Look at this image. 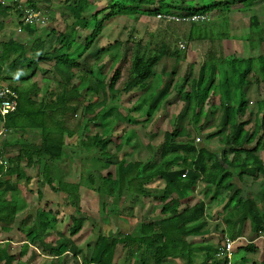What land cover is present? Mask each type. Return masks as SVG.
Masks as SVG:
<instances>
[{
	"label": "trees",
	"instance_id": "1",
	"mask_svg": "<svg viewBox=\"0 0 264 264\" xmlns=\"http://www.w3.org/2000/svg\"><path fill=\"white\" fill-rule=\"evenodd\" d=\"M194 1L113 0L106 7L107 13L102 18H98L101 13L100 10L93 13L90 17L83 15L89 0H76L74 5L69 6L74 17L70 31L58 34L56 42L46 52H43L41 44L39 47L37 44L31 46L32 55L37 58L28 59V63L41 62L42 60L53 63L54 69L60 74L61 79L58 81V91L56 93L49 91L54 93L55 97L50 99L51 97L49 98V94L46 93L45 98L39 102L28 95L24 98L25 94L21 88L18 86L13 87L18 95L17 110L0 117L3 127L8 131L17 132L25 129H39L41 136L39 143L21 139L18 142L17 154L6 159L8 166L0 165V228L2 230L11 229V225L15 222L20 209L15 196L7 198L5 195L7 194L6 192L13 194L18 191V182L25 174L24 167L31 168L38 163L40 165L44 157L52 160H60L64 157V149L67 147L64 133L69 136L75 133L70 128L68 119L85 103V96L80 93L83 81L89 80L91 82L87 88L88 90L98 91L100 87H107L111 91L118 93L119 90L116 85L121 78L122 72L119 67L114 70L109 80H106L107 76L105 75L100 81L93 82L90 78V72L84 71L85 74L82 75L77 83L72 82L75 74L73 72L74 69H83L80 59L102 35L109 21L120 14L128 13L137 15L142 13L174 15L181 19L190 15H208L216 10H225V8L230 10L232 7H236L234 6L235 4L242 5V7H251L262 0ZM26 4L35 7L31 0L27 1ZM19 5L18 1H15L14 5H8L0 1V15L5 19L13 11L19 13L21 11ZM163 10L167 13H163ZM173 10L179 13H172L171 11ZM205 21L206 19H198L178 22H191L190 39L205 40L208 38L206 35L210 31ZM4 24V20L0 22L1 29ZM79 27H91L92 31L85 38V42L80 44L79 50L74 51L72 48L76 43L77 28ZM24 29H28L29 32L33 33L37 30V27L32 24H25L22 30ZM52 31L57 32L55 28H52ZM226 36L228 34L221 38H226ZM258 40L263 43L264 48V39L259 36ZM26 48L27 46L16 38L3 42L0 52V74L5 65L4 63L9 59V54L20 50L23 52ZM125 52L129 53V48H126ZM23 53L24 57H26V51ZM164 55L179 59L181 54L178 50L170 51L165 46H162L160 51L148 56H143L139 53L133 54L129 74L122 87L123 92H129L134 87L145 88L151 78L156 75L157 66ZM16 59L11 60L10 64ZM126 59L127 56L124 55V60ZM209 60L212 62L209 71L206 72V67L209 66L207 63V65L200 68L196 81L192 83L191 90L182 92V99L188 103L195 101V104L190 105L189 108L194 111L192 118L195 122L196 132L203 134L207 139L217 136L221 137L223 148L220 152L213 151L207 146H200L199 142L191 137V132L179 124L175 125L172 130L164 132L163 142L156 147L155 154L146 161L117 160V162H113V157L118 155L117 152L123 146L120 138L117 143L113 141L116 146V152L112 154L108 150L109 145L112 143L111 138L104 137L103 133L100 132L88 137L90 140L88 143L98 152L96 158L107 169L111 167L107 173H98L100 179L105 181L102 182L104 186L101 185V189L98 187V192L102 191L103 187V190H107L110 193L118 188L121 193L126 190L135 195H147L149 192L145 186L148 182L154 180L164 181L162 194L155 197L160 203V220L153 221L150 219L141 222L138 234L126 236L125 238L124 245L130 248L135 259H137V252L141 251V264H163L169 256L186 254L191 259L192 253L196 248H203L207 251L204 258L197 264H224L222 259H215L214 257L215 253L218 252L217 250L220 249L219 245L204 244V246H196L188 241V236L190 235L203 234L206 225L204 220L207 204L204 199L194 202V192L198 187V183L202 182L205 187L204 194L214 188L212 197H219L222 191L221 188L230 175L232 178L234 176L242 178L248 174L254 175V177H258L260 173L264 174V162L260 154H257L259 150H264V99L260 101L263 104V109L260 105L261 120L256 121L252 129L247 128L250 123L248 120L241 121V117L248 110L249 104L245 87L252 84L251 74L253 72L256 73V82H264V52L257 56L244 58L233 54L219 58L216 53L210 52L208 55ZM220 65L221 68H218ZM36 70L30 74L29 79L36 74ZM50 70L44 69V72ZM220 71L223 73V78L217 80V77H219L217 74ZM172 73L174 74L173 71ZM188 77V74H185V83ZM170 82L165 85L166 88L165 86L160 88L152 96L151 101L148 97L143 96L139 103L133 106L132 110L140 109L144 103L148 104L144 121H150L153 112L157 108L159 109L162 101L168 97ZM35 88L36 85H34L33 89ZM211 93L212 99L208 96ZM115 95L118 97L119 93ZM146 101L149 103H146ZM102 102H105V99ZM216 103H219L221 109L219 124L214 120L212 125L209 126L208 118H213L211 111ZM105 105L103 103L100 111L103 118L114 116L113 110L115 111L116 108H104ZM86 109H89V106ZM195 109L197 110L195 111ZM57 113H59L60 117L56 116ZM115 116L117 121H115L116 124L113 126V130L117 129L118 122L122 119H127L129 122H137L129 113L125 116L117 113ZM202 116L208 118L204 123L200 124ZM216 124L217 126H214ZM210 127H217V129L206 133L205 130ZM226 127H231L228 134H225L224 131ZM121 131L122 134H125L128 130L123 127ZM253 142H256L255 145H251ZM6 149V144H4L2 151H0L1 156L6 152ZM23 163H25V166H22ZM114 165L115 171L112 172ZM44 167L45 169L49 167V173L45 175V179L51 188L67 192L68 198L73 194L70 204H76L75 201L80 196L77 192L79 182L70 183L57 179L56 176H52L51 168L46 162ZM43 171L41 173H44ZM10 176H16L19 181H13ZM26 177V180L29 181L30 177ZM55 181H58L61 187L56 188L54 186ZM91 181L93 182L90 178ZM63 182L70 183V190L62 187ZM106 182L110 183V189L106 187ZM228 186L232 188V183H229ZM41 187L42 185L38 189L40 198L43 196ZM191 202L194 203L191 204ZM232 202H236L235 206H232ZM224 211L225 214L222 219L226 225V230L220 232L222 233L221 239L224 238L226 232L232 239L241 236L247 223L250 224L251 231L255 236L261 233L264 234V207L261 208L259 206V202L255 197H245L242 195L241 189H236L233 194H230L225 203ZM47 213L52 214L53 212L52 210L40 208L36 214L38 219L30 224L27 230H25L26 225L32 221L31 215H28L20 222L21 226H19V229L22 232H26V239H24L26 242L23 243L21 250L15 252H11L9 247L11 242L9 240L4 245L0 244V264H14L15 261L19 264L20 261L18 262V260L21 259L25 247L29 244L41 248L42 252L47 255L58 256L59 258L67 254V252H72L75 261L80 257L82 258V264H116L114 257L121 242L119 240L121 236L109 237L101 233L98 235L93 247L88 246L90 251L84 253V250L77 245L73 238L63 236L55 239L53 236L51 237L52 234H48V229L52 227L48 225L49 222L47 220H50V218L47 217ZM84 219L83 216H80L79 210L72 214L71 237L82 229ZM55 221L56 216L53 215L52 222ZM37 225L38 228H36ZM241 248L247 251H255L257 247L252 243H243L237 247V250Z\"/></svg>",
	"mask_w": 264,
	"mask_h": 264
},
{
	"label": "rangeland",
	"instance_id": "2",
	"mask_svg": "<svg viewBox=\"0 0 264 264\" xmlns=\"http://www.w3.org/2000/svg\"><path fill=\"white\" fill-rule=\"evenodd\" d=\"M13 1L14 0H4V2L7 3H14ZM31 1L35 4L36 8L43 12L42 16L47 17L45 20L47 22L37 26L38 28H41L40 33H38L42 41L40 44L43 52H46L50 49L51 45L56 42L58 34L70 31L74 17L69 6L74 5L76 0ZM112 1L113 0H89L83 15L85 17H90L93 13L100 10L101 13L98 15V18H102L103 15L107 13V5H110ZM19 2L23 3L21 5H27L25 0H19ZM238 5L239 4H235L234 6L236 7H232L230 10H226L225 8V10H216L206 15L205 22L210 31L206 35L208 38L205 40L190 39L189 34L191 30V22L180 23L173 19L168 21L166 20L167 18L159 17L157 14H120L106 24L102 35L97 41H95L92 48L84 53L80 59L82 62L81 64H83V69H74L73 72L75 74L72 82L77 83L82 75L85 74L84 71L90 72V78L93 82L100 81L105 75L107 76L106 80H109L113 75L114 70L119 67L122 69L121 78L116 85L119 90V98L115 95L118 93L111 91L107 87H100L98 91L94 90L95 92L88 90L87 88L91 82L89 80L83 81L80 87V93L85 96V103L79 107L77 112L74 113L70 119H68V124H70V128L75 133H72L70 136L64 133L66 143L72 144V147L70 149H67V147L64 149V157L60 159V161L46 159L44 157V160H41V165H35L32 168L27 169L26 166L23 165L25 166V174L20 181L16 179V176H10V179L13 181H19L18 191L13 194L6 192L7 194L5 196L7 198H13L15 196V199H17L20 206L16 220L11 225V229L4 230L5 233H3V235H6V232L9 234V237L6 236L4 239H8L11 242L9 245L11 252L21 250L25 241L24 239H26V232H22L19 229V226H21L20 222L28 215H31L32 221L26 225L25 230H27V228L30 227V224L36 222L38 219V216L36 215L38 208L52 210V214L56 216V221L52 222L53 215L47 213V217L50 218V220H47V222H49L48 225L52 227L49 228L47 232L48 234H52L51 237L53 236L55 239H59L63 236L73 238L79 247H83L82 249L84 250V253L90 251L88 250V246L93 247L98 235L101 233L106 234L109 237L116 235L120 236V234L115 230H112L110 227L112 217H119V219L125 222H128V217H131V222H137L134 223L135 225L131 229L132 235L138 234V228L141 221L143 222L147 219H152L153 221L160 220V203L154 208L153 204L157 201L154 196H159L163 192L164 181L154 180L151 183H148L149 186L146 190L149 194L147 197L144 195H134L129 191H127L129 194H126V190L121 193L118 188L114 191L110 190V193L107 190H103L102 187V191L98 192V187L100 188V186L103 185L102 182H105L104 179H100L98 173H107L111 167L107 169V167H105L103 163L101 164L96 158L98 152L90 146L88 143L90 142L88 137L100 132L103 133L104 137L111 138L112 143L109 145L108 150L112 154L116 152L114 142H119L118 139L120 138L123 146L122 149L117 152L118 155L113 157V162H117V160L146 161L155 154L156 147L163 142L164 132L166 130H172L175 125L179 124L184 129L191 132L192 138L196 139L198 136L201 137V141H197L200 146H207L213 151L220 152L223 148V142L221 141L220 136L207 139L203 134L196 132L195 122L192 118L194 111L192 108H189L190 105L195 104V101L189 103L186 102L182 99V92L184 93L186 90H191L192 83L196 81L199 70L202 66L208 64L209 66L206 67V72L209 71L212 64L210 60L208 61V55L210 52L216 53L219 58H224L231 54L235 56L237 55L241 58L253 57L264 52L263 43L258 40L259 36L264 39V0L257 2L251 7H242V5ZM173 11L171 12L179 13L176 10ZM163 13L167 12L163 10ZM4 22L8 25L5 31H1L2 29L0 28V52L2 43L8 41V38L13 37L14 32H22L18 30L19 24L16 17L12 18L11 16L6 21L4 20ZM52 28H55V31L57 32L52 31ZM91 31V27L77 28L76 43L72 50H79L80 44L85 42V38L91 33ZM226 34H228L226 38H221ZM182 43L185 45L184 48L180 47V44ZM40 44H38V47ZM162 46H165L170 51L178 50L181 54L180 58L178 59L173 56L170 57L164 55L157 66L156 75L151 78L145 88L139 89V87H134L129 92H123L122 87L129 74L132 55L139 53L143 56H148L156 51H160ZM126 48H129V53L125 52ZM26 49H24L23 52H25ZM23 52L20 50L9 54V59L8 61L6 60V62L4 61L5 65L0 74V84L5 83L15 86L18 85L20 81H23V85L27 86L29 85V82H31V80L27 82L29 80L28 77L35 69H37L36 75L40 77L38 84L39 87L41 85L44 90L43 96H46L47 88L57 92L59 88L57 83L61 79V76L55 71L53 63L43 60L41 62L35 61L34 63H28L29 60L26 61L24 59ZM32 53V50L26 51L28 59H30ZM124 55L127 56L126 60H124ZM15 58L17 59L10 64L11 60L13 61ZM219 67L221 68V65L218 66V68ZM44 69H51V71L44 72ZM185 74H188L189 76L186 83L184 82ZM217 76H219L217 77V80L222 79L223 73L220 71ZM206 77L207 75L205 76V79ZM250 79L252 80V84L245 87V93L247 94L249 104L248 110L246 114L241 117V121L248 120L250 123L247 125V128L252 129L255 126L256 121H260L262 117L260 114V105L262 106L263 104L260 101L264 99V82H256V73L254 72L251 74ZM168 82L171 83L168 97L162 101L161 107L153 112L152 119L145 122V113L147 112L146 109L148 104L144 103L142 107L137 110H132L133 106H135V104L137 105L143 96L148 97L151 101L152 96ZM25 88L27 87H24V89ZM50 89H48L47 94H49V98L51 97L50 99H53L55 94L50 93ZM208 96L210 99L213 98L212 93ZM25 97L26 95L24 98ZM104 99L106 103L102 102ZM103 103L104 105H108H105L104 108H116L115 111L113 110L114 116L117 113H120L123 116L129 113L137 122H129L127 119H122L118 122L117 129L113 130L117 117L111 116L109 118H103L102 114H100ZM146 103L149 102L146 101ZM87 106H89V109H86ZM196 110L197 109H195V111ZM212 115L213 118L207 117L209 126L212 125L214 120L219 124V119L221 117L219 103H216L212 107L211 116ZM56 116L60 117L59 113H57ZM207 118L202 116L200 124L204 123ZM214 126H217V124ZM123 127L128 130L125 134H122L121 131ZM3 128V124L0 121V146L3 140H7V149L4 154L5 157L0 160V165L4 167L8 166V163H5L6 157L9 158L17 154L18 142L21 139H27L35 143H39L41 140L39 129L12 132ZM216 129L217 127H210L206 129L205 132H211ZM230 130L231 127H226L224 129L225 134H228ZM12 140H14V142ZM255 143L256 142H253L252 145H255ZM261 154L264 157V151L261 152ZM45 162L50 166L52 176H56L57 179L61 178L60 180H68L67 182L70 183L79 182L77 192L80 196L79 199L75 201L76 204H72V206L69 205L73 198V194L67 199L66 197L65 199L59 198L60 195L58 194H51V196H49L50 194H46V199L38 196V186L41 182L45 181V175L49 173V167H46V169L44 167ZM55 168H57V171H55ZM44 169L45 171H43ZM42 171L44 173H41ZM111 171H115V165ZM26 176L30 177L29 181L26 180ZM246 176L252 183L249 186H243L242 191L245 197L250 193L252 194V192L256 194L258 190H264V179H262L263 181L258 182L251 180L254 175L251 176L248 174ZM258 177H263V173H260ZM90 178L93 182H90ZM232 180L235 182L234 177L232 178L230 175L224 182V186L221 188V194H219V198L217 199L221 205L227 202V198L230 197V194H233L237 187V184L232 188L228 186ZM70 183L63 182L62 187L69 188L70 190ZM54 185L56 188L61 187V184L58 186V181H55ZM105 185L109 188L110 183L106 182ZM204 188L203 183L199 182L195 191V202L204 199L207 203H210V198L215 189H210L209 192L205 193H211L205 198ZM48 189L52 192L56 191L52 188ZM125 194L127 196L133 195L134 197L132 196L131 200L127 203L128 205L124 204L121 206L122 210L123 212L130 213L131 210H129L128 207H132V203L133 206L135 204L137 209L136 211H132L135 212L133 216H130L128 213H120V202ZM119 196H121V200ZM259 196L260 194H257L256 200L262 202V200L258 198ZM232 203V206H235L236 202ZM261 204H263L261 207H264V202ZM134 207L132 208L134 209ZM214 207L216 206H213L212 209L209 208L211 209L209 212H214ZM222 207L223 206L219 207V210H216L213 216L221 217L219 214L222 213ZM77 210H79L80 216H83L85 219L82 229L71 237L70 231L73 223L72 214H75ZM36 228H38V225ZM221 228H224L223 224L221 225ZM221 231L222 230L220 229V232ZM1 232H3V230L0 228V233ZM244 232L245 234L242 235H246L249 239H252L255 236L251 231L250 224L246 225ZM226 235L229 234L227 233ZM221 236L222 233L218 235V238H215V241L219 243V246L223 241ZM125 238L126 236H122L119 239L121 242L117 247L114 259L118 264H140L139 259L135 261V257L133 256L132 251H130V248L124 245ZM256 244L257 243H255V245ZM35 247L36 246L33 244H29L25 247L23 256L18 260V262L20 261L19 264H37V259L40 260L38 264H49L47 263V254L43 252V254H41V248L37 247L36 249ZM257 248H259V246H257ZM32 252H36L37 255L41 254V257L32 258ZM67 253L66 256H63L61 264H82L81 257L75 261L72 252ZM255 253L242 248L236 250L233 262L240 263L241 258L247 257L246 260L248 262L254 261L255 264H260V261L264 259V248H259V252H257L258 254ZM192 255L195 256L194 261L196 264L203 259V253L196 252L195 254L194 252ZM14 264H17V261H15ZM165 264L179 263L165 262Z\"/></svg>",
	"mask_w": 264,
	"mask_h": 264
},
{
	"label": "crops",
	"instance_id": "3",
	"mask_svg": "<svg viewBox=\"0 0 264 264\" xmlns=\"http://www.w3.org/2000/svg\"><path fill=\"white\" fill-rule=\"evenodd\" d=\"M1 2H3V3H6V4H11V5H14L15 4V1H17V0H14L13 2L14 3H7V2H4V0H0ZM21 1H24V0H21ZM27 1H29V0H25V2H27ZM24 2V3H25ZM18 3H20V4H23V3H21V2H19V0H18ZM12 16V18L13 17H16L17 18V20H18V12H16V11H13L11 14H9L5 19H4V17H2L1 15H0V22L1 21H3V20H7V19H9L10 17ZM7 25L8 24H4V28L2 27V30L1 31H5V29H6V27H7ZM37 27V26H36ZM13 29H14V27H13ZM40 30H41V28H38L37 27V30L35 31V32H29L28 31V29L26 30V29H24V30H22V32H14V36L13 37H11V38H16L18 41H20V42H23L26 46H27V49H26V51L27 50H31V46H35L36 44L38 45V44H40V42H42L41 41V39H40V36H39V34L38 33H40ZM11 38H8V39H11ZM7 39V40H8ZM30 47V48H29ZM31 58H33V59H35V58H37V57H35V56H31L30 57V59ZM24 59L26 60V61H28V58H27V55H26V57H24ZM45 70H48V69H45ZM51 71V70H50ZM39 78L40 77H38V75H34L32 78H30L27 82H29L30 80H31V82H29V85H27V86H25V85H23L24 84V82L23 81H20L19 83H18V85H15V86H18V87H20L21 88V90H22V92L25 94V95H28V96H30L32 99H34V100H37L38 102L39 101H41V100H43V98L45 97V96H43L44 95V90L42 89V87H41V85H40V87H39V84H38V81H39ZM33 82V83H32ZM2 84V83H1ZM5 84V83H4ZM36 85V88L35 89H33L34 88V85ZM58 84V83H57ZM6 85H9V84H6ZM9 86H11V85H9ZM15 86H11V87H15ZM24 87H27V88H25L24 89ZM48 89H50V88H47V91H48ZM47 91H46V93H47ZM50 91H52L51 89H50ZM54 93H56V91H53ZM54 93H52V94H54ZM2 129V128H1ZM6 130V129H5ZM28 129H25V131H27ZM39 134V133H38ZM196 140V139H195ZM6 141L7 140H3V142L1 143V146H0V151H2V147H3V145L4 144H6ZM13 142H14V140H12ZM67 144V149H70L71 147H72V144H69V143H66ZM252 145V144H251ZM6 147H7V145H6ZM223 147V146H222ZM222 150V149H221ZM220 150V151H221ZM264 150H259L258 152H257V154H260V156H261V158H262V160H263V162H264V157L262 156V154H261V152H263ZM5 154V153H4ZM4 154H2V156L3 157H5L4 156ZM8 155V154H7ZM1 155H0V160H2L3 159V157H2ZM8 157H6V159H7ZM60 161V160H59ZM25 163H23V165H24ZM42 164V163H41ZM40 164V165H41ZM22 165V166H23ZM36 165H39V163L38 164H36ZM32 168V167H31ZM57 168H58V166H57ZM57 168H55V171H57L56 169ZM26 169H27V167H26ZM54 171V172H55ZM62 173H64V172H62ZM260 175V174H259ZM252 176V175H251ZM254 177V176H253ZM252 177V179L251 180H253V181H258V182H261V181H263L262 179H264V174H263V177H254L253 178ZM61 179V178H60ZM234 180H235V182L232 180L231 181V183H232V187H235V185L237 184V187L235 188V190L236 189H243V186L245 185V186H249V185H251V183L252 182H250L249 181V179H248V177L246 176V175H244L242 178H240V177H238V176H234ZM63 181H65V180H63ZM68 181V180H67ZM66 181V182H67ZM152 182V181H151ZM151 182H148V183H151ZM264 182V181H263ZM146 184V186H145V188H147L148 186H149V184ZM40 185H42V191H43V196H42V198L43 199H46V197L47 196H45L46 194H50L49 196H51V194H54V195H56V194H58V195H60L59 196V198H61V199H65V197H66V199L68 198V194H67V192H63V191H54V192H52L51 190H49L48 188H50L51 189V186L47 183V180L45 179V181L44 182H41L40 184H39V186H38V189H39V187H40ZM55 186V185H54ZM59 186V185H58ZM38 189H37V193H38ZM253 191V190H252ZM259 192V193H258ZM125 193L126 194H129L127 191H125ZM124 195L123 197H122V200H121V196H119L120 197V200H121V202H120V213L121 212H123V210H122V205H124V204H126V205H128L127 203L129 202V200H131V198H132V196L133 195H130V196H127V195ZM149 194V193H148ZM148 194L147 195H144V196H148ZM194 194H195V192H194ZM242 194H243V191H242ZM257 194H260V196L258 197L259 199H261L262 200V202H264V190H258L257 191V193L255 194V193H253L252 192V194L250 193V194H248V196L249 197H255V198H257ZM53 195V196H54ZM135 195V194H134ZM210 195V194H209ZM209 195H205L204 194V197L206 198V197H208ZM38 196H39V193H38ZM243 196H244V194H243ZM116 197H118V196H116ZM134 197V196H133ZM156 196H154V198H155ZM219 197H212L211 196V198H210V203H207V201H205L206 202V204H207V209L208 210H206V215H205V222H206V225H205V227H204V230L205 231H203L204 233L203 234H199V235H190V236H188V241L190 242V243H192V244H195L196 246L197 245H203L204 246V244H211V245H214V246H218L219 245V243L218 242H216L215 241V238H218V235L220 234V229L221 230H226V225L224 224V222H223V219H222V217L224 216V214H225V211H224V206H225V203L223 204V205H221L218 201H217V199H218ZM229 198V197H228ZM228 198H227V200H228ZM209 199V198H208ZM119 200V201H120ZM157 200V199H156ZM216 200V201H215ZM259 201V200H258ZM195 202V201H194ZM193 202V203H194ZM261 201H259V206L261 207V205H263V204H261L262 203ZM159 202H158V200L156 201V203H154L153 204V208L158 204ZM193 203H191V204H193ZM69 205H71L72 206V204H69ZM130 205V204H129ZM135 206V207H134ZM134 206H133V203H132V207H134V209L131 207V206H129L128 208H129V210H131V212L130 213H128V212H123L124 214L125 213H128L130 216L132 215H134L135 214V212H132V211H136V209H137V207H136V205L134 204ZM213 206H216V207H214V212H209V210H211L212 208H213ZM221 206H223L222 207V213H220L219 214V216H221V217H216V216H213L214 215V213L216 212V210H219V207H221ZM209 208H211V209H209ZM261 208H263V207H261ZM147 209V208H146ZM40 210V208H38V210H37V212ZM159 210H160V207H159ZM37 212H36V214H37ZM208 213H209V216H208ZM212 218V219H211ZM128 222H125V221H122L121 219H119V217L118 218H111V222H110V227L112 228V230H115L118 234H120V236L122 237V236H130V235H132L131 233V229L134 227V223H137V222H131L132 220H131V217H128ZM147 220H150V219H147ZM152 220V219H151ZM214 220V221H213ZM146 221V220H145ZM142 222V221H141ZM224 225V228H221V225ZM246 225H248V223L246 224ZM246 227V226H245ZM244 227V229H246ZM245 231H247V230H245ZM3 233H5V231L3 230V232H1L0 233V244L1 245H4L5 244V242H8V239H4L6 236H8L9 237V234L6 232V235H3ZM227 234V233H226ZM242 234H245V232H243ZM2 235V236H1ZM134 235V234H133ZM217 236V237H216ZM123 240V239H122ZM24 242H26V241H24ZM218 243V244H217ZM259 243V244H258ZM252 244H254L255 245V243H252ZM31 245V244H30ZM256 247L257 246H259V248H264V241H261V240H259L258 242H257V244L255 245ZM220 247V249H221V247H222V244L219 246ZM237 247H238V245L236 246V250H237ZM36 249H37V247H35ZM80 248H83V247H80ZM259 248H256V250L255 251H252V252H259ZM219 249V250H220ZM243 249V248H242ZM219 250H217V251H219ZM236 250H235V252H236ZM240 250V249H239ZM195 252V254H196V252H200V253H203V258H204V255L206 254V250H204L203 248H196V249H194V251H193V253ZM255 253V254H258V253ZM40 253L41 254H43L42 253V251H40ZM70 253V252H69ZM192 253V254H193ZM41 254L40 255H37V253L36 252H32V254H31V256H32V258H34V257H41ZM68 254V253H67ZM67 254H65L64 256H66ZM262 254V253H261ZM45 255V254H44ZM46 256H48V260H47V263H49V264H61V262H62V258H63V256L62 257H58V256H52V255H46ZM142 257V253H141V251H138L137 252V259H139L140 260V258ZM215 259L216 258H219L218 256H217V253H215ZM246 258L247 257H243V258H241V262L239 263V262H237V263H239V264H255V262L254 261H247L246 260ZM40 259V258H39ZM137 259H135V261L137 260ZM194 259H195V256H193L192 255V258L190 259L189 257H188V254H186V255H178V256H169V257H167L166 259H165V261L163 262V264H165V262H168V263H170V262H172V263H183V264H187V263H189V264H196L195 263V261H194ZM219 259H221V258H219ZM42 260V259H41ZM39 261L40 260H38L37 259V264L39 263ZM44 261V260H43ZM114 262L116 263V264H118V262H116V260L114 259ZM237 263H234V264H237ZM99 264V263H98ZM141 264V263H140ZM152 264V263H151ZM222 264V263H221ZM260 264H264V259L263 260H261L260 261Z\"/></svg>",
	"mask_w": 264,
	"mask_h": 264
},
{
	"label": "built area",
	"instance_id": "4",
	"mask_svg": "<svg viewBox=\"0 0 264 264\" xmlns=\"http://www.w3.org/2000/svg\"><path fill=\"white\" fill-rule=\"evenodd\" d=\"M21 11L18 13V24H19V31H22L23 25L25 24H32L38 26L39 24H44L47 17L42 16V11L36 7L32 6H24L19 5ZM159 17L167 18L166 20L171 21L172 19L176 22L185 20V21H193L198 19H205L206 15H190L186 18H179L178 16L174 15H163L159 14ZM184 44H180L181 48H184ZM18 107V95L17 92L13 89V87L0 84V117H4L15 110ZM5 129V128H3ZM196 141H201V137L198 136ZM7 163V161H5ZM259 240L264 241V234H260L255 236L252 239H249L246 235H241L236 239H232L229 235H224L222 241V247L217 252V256L224 261V264H234L233 257L236 250V246L241 243H257Z\"/></svg>",
	"mask_w": 264,
	"mask_h": 264
}]
</instances>
